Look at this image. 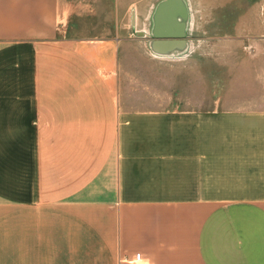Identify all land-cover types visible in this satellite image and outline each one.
Wrapping results in <instances>:
<instances>
[{"label": "crops", "instance_id": "crops-1", "mask_svg": "<svg viewBox=\"0 0 264 264\" xmlns=\"http://www.w3.org/2000/svg\"><path fill=\"white\" fill-rule=\"evenodd\" d=\"M222 2L0 0V264H264V0Z\"/></svg>", "mask_w": 264, "mask_h": 264}, {"label": "rangeland", "instance_id": "rangeland-1", "mask_svg": "<svg viewBox=\"0 0 264 264\" xmlns=\"http://www.w3.org/2000/svg\"><path fill=\"white\" fill-rule=\"evenodd\" d=\"M193 4L194 13L198 15V19L204 21L205 25L208 22L216 23L217 27H221L224 22L223 9L224 5L222 0H190ZM169 0H125V3H139V17L140 22H149V9L152 5L169 4ZM173 9V20L179 19V0H171ZM136 11V7L134 6ZM133 20L132 14H125V21L129 22ZM127 32L131 33V30ZM219 31H216L218 34ZM128 34V33H127ZM137 36V34H135ZM206 36V35H205Z\"/></svg>", "mask_w": 264, "mask_h": 264}, {"label": "built area", "instance_id": "built-area-1", "mask_svg": "<svg viewBox=\"0 0 264 264\" xmlns=\"http://www.w3.org/2000/svg\"><path fill=\"white\" fill-rule=\"evenodd\" d=\"M141 258H142V255H141V254H137V255H135L134 262H139V261H141Z\"/></svg>", "mask_w": 264, "mask_h": 264}]
</instances>
